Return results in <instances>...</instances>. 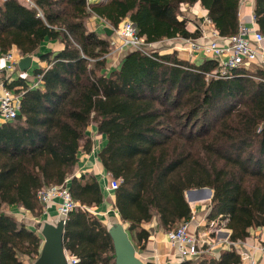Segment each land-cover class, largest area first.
<instances>
[{
  "label": "trees",
  "instance_id": "16d2710c",
  "mask_svg": "<svg viewBox=\"0 0 264 264\" xmlns=\"http://www.w3.org/2000/svg\"><path fill=\"white\" fill-rule=\"evenodd\" d=\"M29 1H0V52L16 48L47 64L33 70L39 87L5 81L23 93L15 119L0 124V264H27L40 244L4 209L22 206L39 216L44 204L37 191L54 185L67 186L78 204L63 235L75 264H114L108 227L89 210L104 199L99 180L74 175L78 151L92 147L91 123L105 134L98 157L119 181L113 208L132 242L148 237L142 224L153 219L166 231L190 220L184 191L199 187L212 190L207 220H225L230 242L257 227L264 233V67L218 78L214 59L131 50L105 73L109 38L87 27L92 16L114 28L127 17L146 43L194 39L200 30L186 23L181 7L199 3L219 35L229 37L237 31L240 0ZM253 11L264 35V0H254ZM54 40L63 42L60 51L39 52ZM240 263L229 246L218 257L203 250L179 264Z\"/></svg>",
  "mask_w": 264,
  "mask_h": 264
},
{
  "label": "crops",
  "instance_id": "0c3cea01",
  "mask_svg": "<svg viewBox=\"0 0 264 264\" xmlns=\"http://www.w3.org/2000/svg\"><path fill=\"white\" fill-rule=\"evenodd\" d=\"M97 1L100 0H90V2ZM181 9H183L182 15L187 19V24L192 28H194V26L196 25L199 26L201 19L206 16L204 8L199 3L186 5V7L182 6ZM253 10L254 0H245L244 3L240 4V8L238 10V18L247 26L251 25V15L254 12ZM87 24L89 30L96 31L99 34L104 30L103 28L105 26V23L102 22L100 18L95 16L89 18ZM63 46V42L59 40L46 41L40 46L39 52H46L48 50L57 52L60 51ZM159 47L161 48V51H159L160 53L164 54L176 51L180 59L190 62L198 63L204 59L202 54L194 52V56H191L192 53L185 49H182L181 39L178 38H173L160 43ZM12 51L14 52V56L18 62L20 58L18 50L16 48H13ZM1 54L2 53L0 52V95L3 94V90L6 87L5 81L15 82L21 78L24 80L27 86L34 82H40L38 80L39 77H36L33 74V70L36 67H46L47 64L45 61H41L39 57L31 54L33 56L32 63L26 71H20L18 67L12 70H7L6 68H4L5 63L1 58ZM14 88L11 90L16 93ZM21 88V86H18V89L21 90ZM1 123H4V121L0 118V124ZM87 135L92 142L93 148L91 147V150L88 152L82 149L78 151L74 175L76 177H79L81 174L93 175L99 180L104 199L99 205L93 206L89 209L92 213H94V215L99 218V220L103 224L106 225V227H109L114 222L122 221L120 220L117 210L113 208V191L105 189V186L108 184L111 178L107 175L98 157L99 151L105 144V134L100 133L97 129L96 124L91 123L87 127ZM59 202V198H54L52 202H50L47 206H44L39 216H34L30 211L26 210L22 206L6 207L4 211L12 214L18 221L24 223L27 228L33 230L38 235V237L40 238V253L45 243L44 236L41 234L42 228L45 224L57 226L58 222L60 221V216L57 209ZM208 203L209 201L188 202L192 209V215L194 216V221L189 225V231L190 233L196 232L198 237H200V241L198 242V250L200 252L204 250V252L208 253L209 255L218 257L220 250L229 248L230 245H227V243L224 242L223 239L227 236L229 237L231 231L228 228L222 226L223 220L221 219L212 220L220 223L218 225H214L215 227L217 226V228H207V224L210 222H208L207 220L209 211ZM196 223H200V225L197 226ZM204 223L205 225H203ZM142 228L149 232L148 237L141 242H138V240L134 238L132 242L136 250V255L141 261H143L145 264H179L181 262V259L176 253L175 247L172 246L168 240L167 231L158 227L157 221L155 219H153L151 222L142 224ZM227 230H229V232H227ZM212 233H214L215 235L213 236ZM203 238L207 240L210 239V241L212 242V248H208L207 245L201 241ZM237 241L240 242V247L244 248L245 251H247V253L250 255L254 264H264V251L262 252L260 248L262 245H264V233L261 227L253 229L246 239ZM204 246L206 247L202 248ZM237 252L239 253L238 250ZM63 253L65 255L66 262L69 256H73L64 247V242ZM38 256L39 254L32 259H27L26 263L33 264ZM153 257H155L156 259H154ZM240 264L250 263L248 260H246L245 262L241 261Z\"/></svg>",
  "mask_w": 264,
  "mask_h": 264
},
{
  "label": "built area",
  "instance_id": "2783aa9c",
  "mask_svg": "<svg viewBox=\"0 0 264 264\" xmlns=\"http://www.w3.org/2000/svg\"><path fill=\"white\" fill-rule=\"evenodd\" d=\"M25 1L32 4L29 0ZM244 1L245 0H240V4L244 3ZM120 23L121 26L114 30L117 36L115 39L113 38L114 42L118 44L117 47L119 49H123L124 46H129L134 50H138L148 55L157 51L149 50L144 47L143 42L145 45H154V43H146L143 41L142 38L136 34L133 23L129 20V18H124ZM194 28H198L200 30V35L197 38H176L181 39L182 49L192 53L191 56H194V52H197L198 54H202L204 58L214 59L218 65L217 69L213 73L215 77L229 78L230 72L233 69L239 67L248 68L253 64L264 67V35L255 27L254 12L251 15V25L247 26L238 18L237 31L229 37L220 36L207 16H204L201 19L200 25H196ZM200 41H202V43H199ZM1 58L5 63L4 68L7 70H12L17 67V59L15 58L13 51L1 54ZM38 80L40 81L39 78ZM40 85L41 81L34 82L30 84L29 87L36 88ZM22 93V90L14 93L10 88H4L3 94L0 95V118L4 122L12 121L17 116L21 105ZM118 184V180L110 179L108 184L105 186V189L113 191L118 187ZM36 195L44 206H47L56 197L60 199L57 209L60 220H62L64 224L67 220L69 212L78 206V204L72 200L68 188L65 185H54L43 188L37 191ZM193 219L194 216L192 215L190 220L181 223L178 228L167 231L168 240L170 244L175 247L176 253L181 259V262L186 259L196 258L200 254V251L198 250L200 237H198L196 232L190 233L189 231V225L194 221ZM196 224L197 226L200 225V223ZM215 224L218 225L220 223L210 221L207 224V228H213L215 227ZM222 226L225 227V220L223 221ZM215 228H217V226ZM228 238V236L225 237L223 239L224 242L239 251L241 261L245 262L248 260L250 264H254L247 251L240 247V242H230ZM201 241L205 243L208 248H212V242L210 239L207 240L203 238ZM260 248L263 252L264 245ZM153 258L156 259L155 257ZM76 260L75 256H69L67 258V264H75Z\"/></svg>",
  "mask_w": 264,
  "mask_h": 264
},
{
  "label": "water",
  "instance_id": "95a60500",
  "mask_svg": "<svg viewBox=\"0 0 264 264\" xmlns=\"http://www.w3.org/2000/svg\"><path fill=\"white\" fill-rule=\"evenodd\" d=\"M104 31L107 36H110L113 30L110 27H104ZM32 59V55L20 57L17 62L18 69L26 71L31 66ZM211 196L212 190L208 187L189 188L184 191L187 202L210 201ZM107 231L112 240L114 264H145L137 257L135 247L122 222L112 223ZM41 234L44 236L45 243L33 264H67L63 253V221L60 220L57 226L45 224Z\"/></svg>",
  "mask_w": 264,
  "mask_h": 264
},
{
  "label": "rangeland",
  "instance_id": "374dc122",
  "mask_svg": "<svg viewBox=\"0 0 264 264\" xmlns=\"http://www.w3.org/2000/svg\"><path fill=\"white\" fill-rule=\"evenodd\" d=\"M0 1H3V0H0ZM186 7V5H183ZM183 9H181V13H182ZM183 16V15H182ZM207 16V15H206ZM186 19V18H185ZM90 22V21H89ZM103 22V21H102ZM105 23V22H104ZM186 23H187V19H186ZM213 24V23H212ZM88 25V24H87ZM105 26L104 27H110L108 24H104ZM119 26H121V23L119 24ZM118 26V27H119ZM214 26V25H213ZM118 27H110L112 28V33L110 36H108L109 38V41H112L113 38L115 39L116 38V33H115V29H117ZM215 28V27H214ZM104 29V28H103ZM142 40L144 41V38L141 37ZM199 43H202V41H200ZM143 45L145 48H148L149 50H157V51H161V48L159 47L160 46V42H157V43H154V45H150V44H144L143 42ZM118 44L116 42H114V40L112 42H110V52L106 55V68H105V73H108L109 71H111L112 69H115L122 57L128 52V51H131V50H134L132 47H129V46H124L123 49H119L118 47ZM12 51V50H11ZM19 54V53H18ZM198 55V54H197ZM195 55V56H197ZM20 57H22L20 54H19ZM251 67V66H250ZM248 67V68H250ZM207 202V201H206ZM224 221V220H223ZM209 222V221H208ZM205 224V223H204ZM212 235L214 236L215 234L212 233Z\"/></svg>",
  "mask_w": 264,
  "mask_h": 264
}]
</instances>
